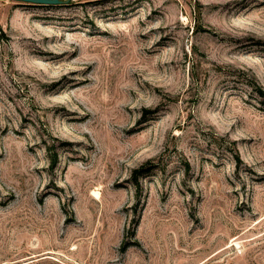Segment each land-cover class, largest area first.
<instances>
[{
  "label": "rangeland",
  "instance_id": "obj_1",
  "mask_svg": "<svg viewBox=\"0 0 264 264\" xmlns=\"http://www.w3.org/2000/svg\"><path fill=\"white\" fill-rule=\"evenodd\" d=\"M0 264H264V0H0Z\"/></svg>",
  "mask_w": 264,
  "mask_h": 264
},
{
  "label": "water",
  "instance_id": "obj_2",
  "mask_svg": "<svg viewBox=\"0 0 264 264\" xmlns=\"http://www.w3.org/2000/svg\"><path fill=\"white\" fill-rule=\"evenodd\" d=\"M13 1L30 3V4H42V5H57L67 2V0H13Z\"/></svg>",
  "mask_w": 264,
  "mask_h": 264
}]
</instances>
